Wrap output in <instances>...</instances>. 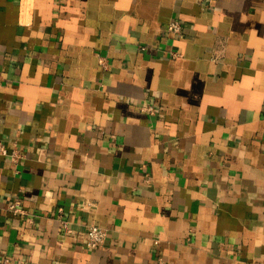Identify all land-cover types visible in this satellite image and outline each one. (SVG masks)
<instances>
[{"label": "crops", "instance_id": "1", "mask_svg": "<svg viewBox=\"0 0 264 264\" xmlns=\"http://www.w3.org/2000/svg\"><path fill=\"white\" fill-rule=\"evenodd\" d=\"M0 71V264L264 256V0H0Z\"/></svg>", "mask_w": 264, "mask_h": 264}, {"label": "built area", "instance_id": "2", "mask_svg": "<svg viewBox=\"0 0 264 264\" xmlns=\"http://www.w3.org/2000/svg\"><path fill=\"white\" fill-rule=\"evenodd\" d=\"M167 30L170 33L179 34L182 31V24L180 20L174 19L171 20L167 24ZM172 57H179L181 56L180 53L176 51H171ZM98 62L102 69H107L108 63L105 56L99 55L98 56ZM3 75L0 71V84L3 81ZM145 111L152 113L155 109L153 106H146ZM4 156H10L11 160L14 162H17L21 157V152L17 148L16 143L14 141L10 142V144H7L6 142L0 140V158ZM8 211L15 216H22L25 215L27 212L21 205L20 198H13L10 202L7 204ZM61 227L66 231L69 232L70 228L67 226L66 221L64 219L60 220ZM107 236V232L104 228L97 226V225H91L87 230V238L85 240L86 247L89 249H95L101 246ZM4 261H7L5 258ZM253 264H264V256L258 258L253 262Z\"/></svg>", "mask_w": 264, "mask_h": 264}]
</instances>
